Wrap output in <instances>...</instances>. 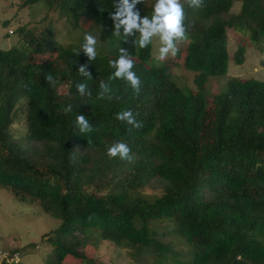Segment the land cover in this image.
I'll use <instances>...</instances> for the list:
<instances>
[{
	"label": "trees",
	"instance_id": "1",
	"mask_svg": "<svg viewBox=\"0 0 264 264\" xmlns=\"http://www.w3.org/2000/svg\"><path fill=\"white\" fill-rule=\"evenodd\" d=\"M38 2L58 10L81 36L78 45H66L49 41L50 30L21 27L26 44L0 49V187L61 221L45 237L53 247L45 264L87 260L84 232L121 248L139 246L157 264H264V80L234 77L225 92L207 89L211 78L229 72V29L264 44V0H204L199 9L181 0L187 38L173 58L195 73L197 92L155 59L153 41L139 48L138 33L113 35L118 0L26 1ZM154 4L141 0L136 10L150 17ZM86 33L97 39L93 61L81 50ZM120 48L135 62L138 95L127 81L109 80ZM245 51L240 44L236 63H244ZM46 52L55 57L43 59ZM101 81L110 83L111 100L98 98ZM81 82L90 95L79 94ZM127 109L140 128L116 119ZM78 114L92 132L80 133ZM23 116L24 132L17 133ZM117 141L128 144L132 163L107 154ZM147 185L162 194L150 197ZM160 224L187 242L185 259L159 238Z\"/></svg>",
	"mask_w": 264,
	"mask_h": 264
},
{
	"label": "rangeland",
	"instance_id": "2",
	"mask_svg": "<svg viewBox=\"0 0 264 264\" xmlns=\"http://www.w3.org/2000/svg\"><path fill=\"white\" fill-rule=\"evenodd\" d=\"M27 0H0V49L6 50L13 47H21L26 44L22 39L19 29L26 27L41 34L42 31H48L49 41H58L67 43L66 45L76 44L80 36L71 22L61 15L58 10H52L45 2L26 3ZM148 3L155 0H147ZM241 2H237L232 11L239 13ZM89 25L86 19L80 24ZM14 34H9V30ZM82 32V29L79 28ZM229 29L228 31V58L230 62L229 72L226 76L211 78L207 84V89L211 94L225 92L228 89L227 83L234 77L241 79L256 78L264 80V44H253L249 37H244L243 32ZM70 42V43H68ZM155 59L158 56V50L161 46L159 38H153ZM243 45L246 49L245 62L237 64L235 61L238 46ZM185 44L183 41H177L178 49ZM43 59L55 57V54L46 52ZM157 60V59H156ZM159 62V61H158ZM162 62L169 63L171 72L178 84L182 87L191 88L194 92L198 91L195 84V73L184 68V59H174L169 54ZM69 87L66 84L60 86V92L67 93ZM24 116L14 126L17 133H23ZM17 135V134H16ZM143 192L150 197L162 194L163 189L158 186L147 185ZM61 225V221L47 214L40 203H28L17 200L12 193L0 187V251H10L20 249L22 253V264H45L49 253L53 250L50 243L46 241L49 235ZM154 226V224L152 225ZM159 238L167 244H170L175 251H178L185 259L189 251L188 244L176 232L167 229L165 224L156 225ZM82 239H86L87 245L82 246L87 255V260L83 261L72 259L67 264H157L149 256H144V251H139V246L126 245L121 248L112 242H101L97 232L82 233ZM161 264H166L164 260ZM175 264V263H169Z\"/></svg>",
	"mask_w": 264,
	"mask_h": 264
},
{
	"label": "clouds",
	"instance_id": "3",
	"mask_svg": "<svg viewBox=\"0 0 264 264\" xmlns=\"http://www.w3.org/2000/svg\"><path fill=\"white\" fill-rule=\"evenodd\" d=\"M140 2L141 0H131V2L130 0H118V3L115 4L116 10L111 14V19L114 22L113 35L120 36L121 29H123V35L126 37L138 33V39L135 41V44L139 48L148 47V45L152 43L153 38L158 37L161 46L159 47L156 59L158 61H163L169 54L173 56L176 55L179 51L176 42L183 41L187 38L184 25L185 10L181 0H155L150 17L147 15L141 16L140 12L136 10V5ZM187 3L190 7L199 9L203 6L204 0H187ZM8 33L14 34V31L11 29ZM96 45V37L91 33H86L81 50L90 61H93L96 58ZM80 52L81 51L76 54L79 55ZM119 52L118 59L110 62L115 71L112 76L109 77V80L123 79L127 81L138 95L141 89V81L132 70L135 62L127 50L120 48ZM78 71L82 76L87 77V79H92V74L87 70V65H81ZM46 80L47 82L52 83L53 77L49 75L46 77ZM76 87L81 96H84L85 94L90 95L86 82L78 83ZM113 96L114 93L110 83L101 81L98 98L111 100ZM63 111L65 113L71 112L72 105L69 104L63 109ZM116 119L121 122H127V124L134 128H140L142 126L141 123L136 120L134 113L130 109L118 112L116 114ZM75 125L80 133H89L93 131L92 125L83 114H78L76 116ZM130 153L131 149L127 143L117 141L108 149L107 154L113 158L119 156L121 160L132 163L134 157ZM17 249L15 252H19L22 264V253L20 252V249Z\"/></svg>",
	"mask_w": 264,
	"mask_h": 264
},
{
	"label": "built area",
	"instance_id": "4",
	"mask_svg": "<svg viewBox=\"0 0 264 264\" xmlns=\"http://www.w3.org/2000/svg\"><path fill=\"white\" fill-rule=\"evenodd\" d=\"M0 264H21L19 252L0 251Z\"/></svg>",
	"mask_w": 264,
	"mask_h": 264
}]
</instances>
